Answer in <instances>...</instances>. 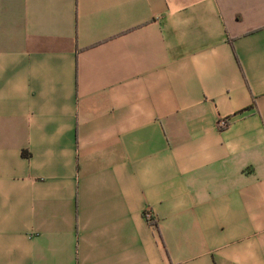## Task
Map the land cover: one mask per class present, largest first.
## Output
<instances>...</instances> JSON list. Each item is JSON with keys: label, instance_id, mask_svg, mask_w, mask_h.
<instances>
[{"label": "crops", "instance_id": "obj_1", "mask_svg": "<svg viewBox=\"0 0 264 264\" xmlns=\"http://www.w3.org/2000/svg\"><path fill=\"white\" fill-rule=\"evenodd\" d=\"M0 264H264V0H0Z\"/></svg>", "mask_w": 264, "mask_h": 264}, {"label": "built area", "instance_id": "obj_2", "mask_svg": "<svg viewBox=\"0 0 264 264\" xmlns=\"http://www.w3.org/2000/svg\"><path fill=\"white\" fill-rule=\"evenodd\" d=\"M228 123V120L227 119H225V118H220V119H218V121H217V126H219V127H224V126H226V124ZM142 215H143V217H144V219L146 220V221H150V219H151V217H150V213L147 211V210H145L144 209V211L142 212Z\"/></svg>", "mask_w": 264, "mask_h": 264}]
</instances>
